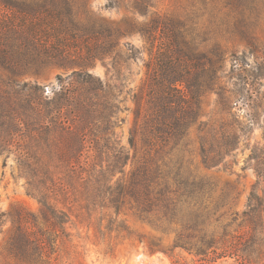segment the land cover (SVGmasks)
Returning a JSON list of instances; mask_svg holds the SVG:
<instances>
[{
  "label": "trees",
  "instance_id": "1",
  "mask_svg": "<svg viewBox=\"0 0 264 264\" xmlns=\"http://www.w3.org/2000/svg\"><path fill=\"white\" fill-rule=\"evenodd\" d=\"M249 2L254 0H226L237 13L229 30L245 40L256 57L264 54V45L246 22L243 9ZM155 4L156 0H108L106 9L152 16L145 25L133 17L110 25L87 11V0H0V68L11 76L0 82V129H13L9 139H2L0 130V154L10 151L16 127L27 128L32 118V164L22 168L28 193L39 204L37 212H19L11 219L0 264H91L90 245H105L106 255L113 256L118 242L133 235L120 219L125 210L174 235L167 247L161 240L147 241L151 254L159 252L172 264H264V145H256L250 156L257 181L245 210L219 229L212 225L222 224L223 216L196 208L210 183L184 177L179 170H164V157L194 125L206 168L223 164L247 133L237 120L223 116L233 101H240L232 100L235 93L222 81L228 52L219 44L208 48L186 22L155 12ZM133 33L146 37L151 48L157 41L158 45L146 64L144 83L153 109L145 122L149 149L127 174L130 155L116 128L123 122L121 70L140 54L134 46L122 51L129 44L121 40ZM96 60L108 61L121 77L118 82L82 68ZM231 62L237 75L233 84L241 86L238 97L252 98L249 87L264 80V59L251 63L246 55L232 53ZM66 64L80 68L57 76L58 87L52 92L13 79L29 73L39 76L48 67ZM177 83L186 85L189 96L180 95ZM214 91L222 115L198 123L199 98ZM134 98L139 101L137 95ZM135 142L131 131L132 147ZM4 217L0 212V227Z\"/></svg>",
  "mask_w": 264,
  "mask_h": 264
},
{
  "label": "rangeland",
  "instance_id": "2",
  "mask_svg": "<svg viewBox=\"0 0 264 264\" xmlns=\"http://www.w3.org/2000/svg\"><path fill=\"white\" fill-rule=\"evenodd\" d=\"M107 2L108 0H87V11L96 19L110 25H120L126 17L135 18L140 25L150 23L152 19V16H133L126 9H106ZM154 11L163 18L170 17L186 22L188 27L200 36V40H206L205 46L208 48L219 44L224 51L228 52L222 81L228 91L235 93V98L233 97L232 100L240 101L237 103L233 101L223 116L226 119L237 120L245 127L247 137L243 136L239 148L232 152L223 164L206 168L202 165L199 156L198 131L197 125H194L180 145L170 155L164 157L166 165L164 170L169 172L179 170L184 177L205 179L210 183V189L203 199L196 203V208H206L217 217L223 216L222 224H216V227L212 225V229H219L235 213H242L245 210L249 194L257 181L253 169L255 163L250 160V156L256 145H264V80H258L253 87H249L250 93L254 95L252 98H239L237 91L241 89V86L235 87L233 84L236 82L237 75L235 71L233 72L232 53L246 55L251 63L260 62L262 58L264 59V54L252 56L245 40L229 30L237 13L231 12L226 6V0H156ZM243 11L248 18L247 24L253 27L252 32L257 41L264 45V0H254L252 4L249 2ZM121 42L129 44L127 48L122 47V51L125 52L134 46L140 52L137 61L129 62L128 66L121 70L124 89L120 97V100H123V111L119 114V118L123 122L116 128V132L130 155L126 167V173L129 174L145 157V152L149 149L145 145V140L150 137L146 131L145 122L152 115L153 109L148 102L150 100L147 96L148 88L144 87V83L147 80L146 64L152 61L158 41L155 47L151 48V42L146 37L141 33H133L123 38ZM79 68V65L74 64H66L64 67L51 66L39 76L29 73L13 79L18 83H36L45 86L48 92H52L58 87L57 76L66 77ZM82 68L100 76L105 81L118 82V78H121L108 61L103 63L101 60H96L93 64ZM9 78H11L10 74L0 68V82ZM176 86L180 95L189 96L184 83H177ZM135 95L139 101H135ZM199 100H201V106L198 123L221 117L223 110L218 105L219 98L215 91L205 93ZM243 100L246 101L243 102ZM23 104L26 105V102ZM3 114L9 113L3 112ZM21 116L25 118L24 115ZM250 119H253L254 125L250 124ZM30 120L27 128L24 125L16 127L18 135L14 144L8 148L10 151L0 154V212L6 214V217L2 218L4 223L0 227V247H3L9 238L13 227L11 219L17 213H32L39 210L38 202L28 193V177L22 168L25 164H32V118ZM0 130L2 139H9L8 134L13 131L8 125ZM131 131H135L136 135L134 147L130 144ZM120 219L130 227L133 232L132 238L118 242L113 256L106 255L105 245H90L91 264H172L167 256L159 252L151 254L147 241L161 240L164 246H171L173 234L158 230L129 210H125L120 215ZM140 237L144 238L142 242Z\"/></svg>",
  "mask_w": 264,
  "mask_h": 264
}]
</instances>
